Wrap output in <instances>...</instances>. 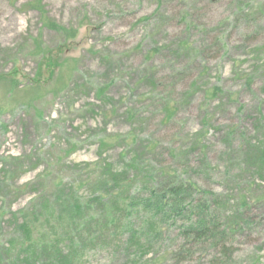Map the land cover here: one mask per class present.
I'll use <instances>...</instances> for the list:
<instances>
[{"label": "rangeland", "instance_id": "obj_1", "mask_svg": "<svg viewBox=\"0 0 264 264\" xmlns=\"http://www.w3.org/2000/svg\"><path fill=\"white\" fill-rule=\"evenodd\" d=\"M35 1L45 21L76 36L43 28L39 7H25ZM37 40L46 54L37 56ZM57 49L67 61L51 75L45 61ZM263 145L264 0H0V264L14 263L4 246L11 214L32 209L45 237L38 247L60 241L67 256L70 237L79 249L73 264H105L116 251L123 258L130 241L120 222L130 201L119 197L156 205L149 196L162 176L195 185L200 221L227 227V264H264V183L253 175ZM135 153L150 175L133 171L121 188ZM88 219L103 230L87 228ZM70 220L67 239L61 223ZM182 224L164 225L155 255L183 245ZM191 252L186 264H216L220 255Z\"/></svg>", "mask_w": 264, "mask_h": 264}, {"label": "trees", "instance_id": "obj_2", "mask_svg": "<svg viewBox=\"0 0 264 264\" xmlns=\"http://www.w3.org/2000/svg\"><path fill=\"white\" fill-rule=\"evenodd\" d=\"M25 7H31V8H38L35 9V11H38L41 15V21L43 20L45 29H48L50 31L57 32L61 34L67 39H72L76 36L75 29H68L63 26H60L58 24L52 21L47 22L43 18L47 14L45 7L43 6L42 2L35 1L33 3H29ZM237 7H246L245 4H239ZM254 7V6H252ZM36 40V39H34ZM37 47L38 52L37 56L41 54H46V51L49 50H42L39 49L40 47V41L37 40ZM62 50L57 49L56 52H50L51 59L49 61H45L47 67L49 69H53V72L51 75H53L55 72H58L59 67H63L62 63L67 60H61L59 59L58 54H60ZM49 54V52L47 53ZM45 55L43 56V58ZM18 73V71H17ZM176 113V108L171 105V103L168 105V107L165 109V118L164 121H170L173 119L174 115ZM260 143V142H259ZM155 145L152 144V147L150 148L151 151H153ZM264 148V145L261 147ZM255 152V150H254ZM263 158V159H262ZM261 166L253 167L254 173L253 175L256 176V179L261 180V183H264V151L261 153L260 157ZM134 171V174L137 176L145 172V175L149 177L150 171H143L141 167V155L138 153H135V155L132 158V164L128 166V168H125L121 170L122 176L120 177V187L121 182L125 183L123 178L126 179L129 178L127 175H129L131 172ZM138 176V177H139ZM164 181V184L160 188L159 193H152L149 200L156 201L157 204H159L162 207L161 211H156L155 208H157V204L150 206L145 205L144 200L140 201L137 204L133 203L134 198L130 197L126 200V196H123L125 199L122 200L121 197H119V200H121L122 204L128 202L126 204L127 208L124 210L125 218L120 222V226L124 223H126L127 228V235L129 237V245L126 246V254L123 258H119L118 252H111L109 256L112 254L116 255L113 256L112 259L108 260L105 264H111L113 261L116 262L117 259H119V264H150L152 261H157V263L162 264L163 262L167 260H172L175 262V264H186L187 261L191 260V257L193 254L197 253L198 251L191 252L193 248L195 247H201L205 249V247L211 248V250H215L218 254H220L218 257L214 259V263L218 264H227L230 260V256L228 255L230 253V249L228 247V232L227 227L222 228L217 221L212 220V224L209 223V221H203L200 219L203 218V216L198 215L197 211V205H194V202L196 201L197 191L195 189V185H193L190 182L182 183V181H176L174 177L170 176H162V180ZM129 186V185H127ZM118 187V188H120ZM123 188V187H121ZM130 191H132V187H129ZM198 194H202L200 189H198ZM110 199H108L107 203H109ZM101 202H103V199L101 198ZM49 203L51 204V201L49 200ZM98 207H102L101 212L103 213L101 215L102 219L105 220L107 223H111L112 225H115L118 222L117 219H109L108 216H105L104 214V206L105 204H97ZM143 206V207H142ZM74 211L82 212V207L80 203L76 202L73 205ZM197 210V211H196ZM208 209L204 205L203 212H207ZM145 213L146 216L145 221L139 222L137 225H134V220L137 219V217ZM148 212L150 214H148ZM46 211L44 210L45 216ZM189 213L191 217H194L192 220H186L184 219V216ZM49 214V218H52V214ZM22 217H18L17 214H11L9 220V227L13 228V232L9 234V239L4 243L5 251L8 256H13L11 258H14L13 264H73V258L75 259L74 255L79 252V249H76L77 244L72 242L70 240V237L68 233L66 232V228L70 227L72 224V221L68 224L66 222L61 223L63 226H61V229L64 231L65 237L68 239L69 237V245L67 247H70L69 254L67 256L64 255V251L62 250V245H60V241H55L51 246L46 245V248L38 247L42 245L41 239H44L45 237L42 236L40 238V233L38 230H40L38 226V214L33 211H29L28 213H21ZM76 215V214H75ZM188 215V216H190ZM4 217V216H3ZM212 219L214 215L212 214ZM182 220V225H180V237L183 241V245L180 247L178 243H175L173 245V250L175 252H171V255L169 256L166 253H163L162 255H155L154 250L157 246L161 243L164 236L163 234H159L160 230L164 229V225L168 226L167 224L171 221L176 226L177 222ZM199 220V222H198ZM89 225L87 223L88 227H93L95 229V221L94 219H88ZM199 224H198V223ZM94 223V224H93ZM5 221L0 219V230L4 229ZM210 227H209V226ZM154 226L155 231L150 234L148 229L150 227ZM171 226V225H170ZM97 229L103 230V224L96 225ZM86 228V229H87ZM14 229H17V231H14ZM116 230V229H115ZM106 234H101L100 237L96 238L98 239H105ZM117 238L118 236H122V234H116ZM141 235V236H140ZM126 238V237H125ZM40 239L38 242L36 240ZM95 239H92L90 243H94ZM191 240V241H190ZM119 243V242H118ZM117 243L116 246L119 244ZM177 244V245H176ZM185 244V245H184ZM81 246H84V241L80 243ZM22 248H25V252H22ZM178 248V249H177ZM181 248H184L182 250ZM29 257H26V256ZM227 260V261H226ZM102 264V262L100 263Z\"/></svg>", "mask_w": 264, "mask_h": 264}]
</instances>
